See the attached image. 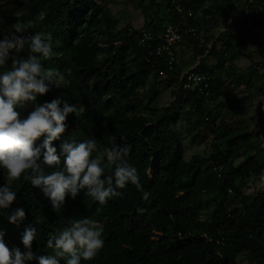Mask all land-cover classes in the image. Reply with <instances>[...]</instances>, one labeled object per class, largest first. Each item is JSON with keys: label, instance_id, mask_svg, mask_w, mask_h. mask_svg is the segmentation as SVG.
<instances>
[{"label": "trees", "instance_id": "1", "mask_svg": "<svg viewBox=\"0 0 264 264\" xmlns=\"http://www.w3.org/2000/svg\"><path fill=\"white\" fill-rule=\"evenodd\" d=\"M163 1L168 10L166 25L175 24L178 18L170 0ZM193 1L198 11L207 0ZM245 3L240 27L263 22L264 0ZM155 4L150 0L143 6L147 16L144 28L160 30L166 25L152 26L150 14ZM208 8L203 12L212 16V26H216L217 17ZM17 21L27 32L51 35L53 51L41 63L45 69H58L62 77L60 86L38 97V103L61 96L79 107L78 112L69 114L61 138L95 137L102 153L113 142L109 138L115 137L116 142L127 146V158L150 195L144 200L141 192L128 185L107 205L98 206L82 191L75 200L66 198L62 212L57 213L39 190L21 177L12 182L17 197L11 207L23 206L25 217L9 224L10 210L0 212V229L10 248L22 247L24 229L34 226L37 235L33 251L50 253L46 245L50 233L66 226L70 219L89 216L103 224L105 243L95 258L82 264H241V253L244 264H264V189L251 195L240 192L252 178L264 177V104L258 109L255 154L249 150L252 137L244 126L232 128L221 122L224 136L209 143V155L194 154L187 160L183 138L175 128L184 111L192 119V127L211 126L212 115L205 107L224 89L223 76L216 69H222L226 61L231 66L233 57L242 52L238 41H248L250 34L242 39L223 30L209 48L200 40L185 37L183 45L192 47L193 56L199 57L194 70L208 72L213 78L204 94L197 95L179 88L181 72L177 65L166 71L163 62L158 67L146 63V50L137 44L136 30H115L116 21L96 0L0 1V26ZM203 56L215 58L216 66L205 65ZM159 70L166 71L165 77L159 76ZM249 70L256 73V65ZM150 78L173 87L174 99L153 121L143 113L157 109L151 105L153 97L147 99L148 92L157 94L152 85L146 90ZM245 83L250 85V80ZM261 87L264 90V81L256 91H262ZM30 110V104L19 109L21 115ZM241 145L244 158L235 165ZM235 178H239L238 183ZM6 181L0 174V183ZM206 211L210 219L202 221ZM219 235L224 239L223 247L215 244ZM61 264L65 262L61 260Z\"/></svg>", "mask_w": 264, "mask_h": 264}, {"label": "clouds", "instance_id": "2", "mask_svg": "<svg viewBox=\"0 0 264 264\" xmlns=\"http://www.w3.org/2000/svg\"><path fill=\"white\" fill-rule=\"evenodd\" d=\"M51 35L27 32L22 22L0 26V212L10 210L9 224L25 217L23 206L12 208L17 192L12 182L23 179L37 188L54 212H62L66 198L75 200L83 191L98 206L119 196L120 189L132 185L147 200L137 168L127 158L126 145L116 142L100 152L95 137L61 138L69 114L78 105L61 96L38 103L52 87H59V70L45 69L41 59L52 53ZM258 100L264 102V96ZM26 104L31 110L21 115ZM58 141L59 143H54ZM95 154V155H94ZM104 226L89 216L70 219L66 226L50 233L46 241L50 253L32 249L37 229L28 226L20 237V246L6 244L0 229V264H82L95 258L104 246Z\"/></svg>", "mask_w": 264, "mask_h": 264}, {"label": "rangeland", "instance_id": "3", "mask_svg": "<svg viewBox=\"0 0 264 264\" xmlns=\"http://www.w3.org/2000/svg\"><path fill=\"white\" fill-rule=\"evenodd\" d=\"M0 1H9L11 3L13 0ZM96 2L103 5L107 14L116 21L115 30L124 27H131L133 30L147 27L145 25L147 16L143 12V6L149 5L150 0H96ZM155 3L157 4L153 5V13L150 14L153 20L152 26L153 24L156 26L166 25L168 21L167 6L163 0H155ZM208 7L217 17L218 23L216 26L211 25L212 27H200L201 44L210 43L219 27V29L223 28L231 36L239 33L241 30L240 21L246 11L245 0H207L202 8L205 10ZM203 10L198 11V17L201 22H203L204 16H207ZM229 19L230 22L228 23ZM238 46L241 47L242 52L240 55L236 54L233 57L231 66H228L229 61H226L222 69H216V73L218 71L217 74L223 76L224 89L220 97L210 100L205 107V111L210 112L212 115L213 123L210 124L211 126L192 127L190 125L192 119H188L186 111L181 113L178 118L175 128L183 138L184 158L187 160L194 154L202 155L204 158L207 157L209 155V143L216 137L224 136L222 125L225 123L232 128L244 126L252 137L249 150L252 154L257 153V142L255 143L254 139L259 129L258 109L264 104V102L258 100L259 96H264L263 88L261 87L262 91H256L257 86L262 85L264 81V20L251 26L250 39L245 42L238 41ZM192 51L190 49L189 52ZM181 55L185 63L191 65L194 63L195 59L193 57L191 59L190 55L188 58V53L185 55L182 53ZM203 57L204 61H208L212 68L216 66V59H212L210 56ZM187 64L186 67H188ZM254 65H256V73H251L249 67ZM246 79L250 80V85L248 86L245 83ZM151 85L154 87V91H157L156 95H153V92L146 91ZM172 88H168L160 79L150 78L148 80L145 90L148 92L147 99L153 97L151 105L157 107L156 110L143 112L150 121L157 119L162 109L174 103ZM230 104L233 106H229ZM260 147L262 148V146ZM244 149L241 145L238 150L239 158L236 159L235 165H239L242 162L244 157L241 153H243ZM235 181L238 183L239 178H235ZM263 189L264 177L252 178L240 189V192L242 195H251L261 192ZM205 219H210L209 211L203 213L201 220L205 221ZM238 261L241 264L246 262L243 253L239 255Z\"/></svg>", "mask_w": 264, "mask_h": 264}, {"label": "built area", "instance_id": "4", "mask_svg": "<svg viewBox=\"0 0 264 264\" xmlns=\"http://www.w3.org/2000/svg\"><path fill=\"white\" fill-rule=\"evenodd\" d=\"M174 14L178 20L175 24H167L160 30L151 28H140L136 30L135 39L139 46L146 50L145 62L155 67L163 62L166 71H172L177 64L178 50L183 45L185 37L200 40L199 29L202 26H211L214 20L211 15L204 17L203 22L199 20L196 4L193 0H170ZM230 19L228 20V23ZM247 25L241 27L238 36L247 39L250 34ZM132 29V28H131ZM133 30V29H132ZM218 32L208 43L209 48L217 38ZM225 49V47H223ZM165 70H159L158 74L165 77ZM212 75L208 72H197L194 67L181 72L178 78L179 88L183 91H195L197 95H203L212 83ZM218 176L220 174L218 173ZM231 193V189H228ZM215 244L224 246V239L220 235L215 239Z\"/></svg>", "mask_w": 264, "mask_h": 264}, {"label": "crops", "instance_id": "5", "mask_svg": "<svg viewBox=\"0 0 264 264\" xmlns=\"http://www.w3.org/2000/svg\"><path fill=\"white\" fill-rule=\"evenodd\" d=\"M204 17H206V16H204ZM164 26V25H163ZM220 28V27H219ZM218 28V30L216 31V33L214 34V36L218 33V32H221V31H223V28H221V29H219ZM208 44H206V46H207ZM190 49L191 50H193L192 49V47H187L185 44L184 45H182L181 47H180V49L178 50V57H177V67H178V70L180 71V72H183V71H185L186 69H189V68H192V67H195L198 63H199V57H195V56H193L192 55V53H193V51L192 52H189L190 51ZM182 53H184V55L185 54H187L188 53V58H189V55L191 56V59H192V57H193V59H195V61H194V63L191 65V64H187V63H185L184 61H183V59H182ZM185 58H186V56L184 57V60H185ZM212 59H215V58H213V57H211ZM203 62H204V64L205 65H207V66H210V64L208 63V61H204V59H203ZM186 64L188 65V67H186ZM190 65V66H189Z\"/></svg>", "mask_w": 264, "mask_h": 264}]
</instances>
